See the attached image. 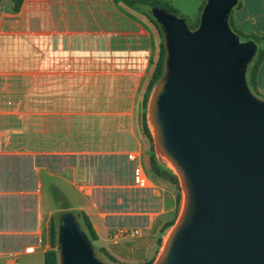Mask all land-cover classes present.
<instances>
[{
  "label": "crops",
  "instance_id": "crops-1",
  "mask_svg": "<svg viewBox=\"0 0 264 264\" xmlns=\"http://www.w3.org/2000/svg\"><path fill=\"white\" fill-rule=\"evenodd\" d=\"M95 1L24 0L15 13L12 0L5 5L0 0V264H20L23 256L45 264L60 209L85 213L98 236L90 244L103 238L106 245L99 248L108 253L107 244L119 241L111 238L119 230L116 222L152 219V211L126 209L133 208L131 202L112 211L114 200L102 204L100 193L135 195L140 189L150 193L156 209L163 206L162 214L177 211V190L153 174L147 156L146 90L143 94L135 82L137 75L141 82V73H131L130 83L128 73L117 71L118 61L89 60L97 50L89 36L99 34L90 33L86 23ZM208 1L201 3L196 21ZM123 7L127 16L128 6ZM161 8L175 14L173 8ZM91 14L99 20L94 8ZM235 18L238 29L264 36V0H242ZM92 160L98 164L91 168L86 163ZM94 174L104 181H89ZM58 198L65 204L59 209ZM178 218L162 229L174 223L171 231ZM133 228L141 237V228L120 229Z\"/></svg>",
  "mask_w": 264,
  "mask_h": 264
},
{
  "label": "water",
  "instance_id": "water-1",
  "mask_svg": "<svg viewBox=\"0 0 264 264\" xmlns=\"http://www.w3.org/2000/svg\"><path fill=\"white\" fill-rule=\"evenodd\" d=\"M237 3L210 0L195 33L162 8L154 13L170 59L153 115L191 191L164 264H264V102L241 80L253 48L237 46L226 26ZM63 229L61 264H104L71 220Z\"/></svg>",
  "mask_w": 264,
  "mask_h": 264
},
{
  "label": "rangeland",
  "instance_id": "rangeland-1",
  "mask_svg": "<svg viewBox=\"0 0 264 264\" xmlns=\"http://www.w3.org/2000/svg\"><path fill=\"white\" fill-rule=\"evenodd\" d=\"M146 1L150 2L152 0ZM203 1L204 0H162L159 5L164 6L166 9L173 8L175 13L174 15L185 20L190 31L195 33L202 27L201 19L199 21H196V18L197 14L200 13V5ZM6 3L7 0H4L3 5H5ZM12 3L14 4L12 12H19L22 4L18 9L16 7V0H12ZM241 5L242 0H238L237 5L228 14L225 22L228 30L235 37V44L237 46L246 47L248 45H251L253 48L252 55L243 63L241 70V80L243 83H245L249 95H251L256 100L264 102V71L260 79V83L258 82L257 75L256 86L253 87L251 85V73L261 53H263L264 61V36H261L262 34L260 36L252 35L248 30L247 32H244L243 30L238 29L235 17L236 12L238 9H240ZM89 6L90 13L88 12V21L86 22L88 23V28L90 30L89 32H99V34L97 35L91 34L89 36V43L95 47L97 46V50L93 49L96 50V52L89 55V60H102V62L118 61V64L121 65L120 69H118L117 71L128 73L129 77H126L125 79L130 83H132L133 81V79H130L131 73H141V82L140 80H138V75L137 79H135V82H139L141 92L144 91V94L145 90L147 91L150 81L154 76L156 66L162 56H164L166 62L164 76L167 74L169 67L170 43L165 28L154 14L155 11L158 10V7H152L149 5H147V7H139L138 9H131L127 7L128 15L126 16V11L122 9L124 8V4L120 0H96L95 4H91ZM93 8L94 11H98V13H100L98 21L92 20L91 13L93 11ZM204 9L205 6L203 7V10ZM120 13L122 14V16L118 17ZM102 17L103 21H101ZM97 29H99V31H96ZM160 84L161 82L154 87L153 95L155 94ZM126 85L128 87V82H126ZM153 95L150 99L147 111V120L153 141H150L146 138L149 147V153L147 154V156L149 157L150 155L151 157L154 153L159 163L162 166L168 168L178 177L184 203L181 175L177 171V169L174 168L170 164V162L161 154L157 146L153 129V122L151 118ZM95 161L96 163H94L93 160L90 162L87 161L86 165H89L91 168L93 166H97L98 160ZM100 163L102 164L103 162L100 161ZM108 176L110 175H107L106 177ZM92 179L93 180H88L92 181V183H95L97 181H104L101 180L102 178L98 174H94V178ZM173 187L177 190V187L175 185ZM115 194L116 195L112 194L108 196L104 193H100L99 196H97V200H99L102 204H104L105 202H109L110 200H114L115 204L113 205V207L111 206L112 211H117L116 208L124 209V207L121 205H125L127 204V202H131L133 208H129L128 206L126 209H129L131 211H152V219H150V217H130L121 222L117 220L118 222H116V225H120L117 229L138 227L142 229V236L134 239L119 240L118 242H109L107 244V247L109 248L110 253H108L107 251L102 252V250L99 248L102 247V245H106L104 244L103 238L102 241L94 246L91 245V247L93 246L92 248L96 250V253L104 264H149L152 261L153 264H156L157 259L162 252L164 242L166 241L169 233L173 231V229L171 231H164V229L162 228L168 222L167 220H170V218H178V216H180L182 210L181 206L183 207L182 200L179 210L171 213L170 215L169 213L166 214V212L163 214L162 212H160L162 211V209H164L163 206L161 207V210L156 209L157 207L154 206L155 203L151 201L152 199L150 198V193L147 191L139 189V192L135 195L132 192L124 196L119 193ZM124 200H126V202ZM25 201H27L28 204L30 202L31 206L33 205V200L31 198H25ZM122 201L124 203H122ZM58 202V209L59 207L62 208V206L65 205L62 203L64 201L61 198H58ZM107 207L109 206L107 205ZM68 208H70V205ZM67 219L72 221V223L76 226V228L79 229L80 233L88 243L93 244L94 242L90 238L83 217L79 211L61 209L58 210V212L54 215V222L57 233L56 250L58 252L59 264H61L62 243L64 239L63 224ZM160 241H162V247L159 245ZM34 259L35 258L30 256H23L20 260V264H38V262H40V260Z\"/></svg>",
  "mask_w": 264,
  "mask_h": 264
},
{
  "label": "trees",
  "instance_id": "trees-1",
  "mask_svg": "<svg viewBox=\"0 0 264 264\" xmlns=\"http://www.w3.org/2000/svg\"><path fill=\"white\" fill-rule=\"evenodd\" d=\"M23 1L24 0H16V7L18 9L20 8ZM120 1L126 6L130 7L131 9H138L139 7H147V5L152 6V7L161 8V5H159V3L152 2V1L150 2H147L145 0H120ZM263 62H264L263 53H261L251 73V85L253 87L256 86L257 75H258L259 69L262 66ZM165 68H166V62H165L164 56H162V58H160L156 66L154 76L152 80L150 81V84L147 88V91L144 97L145 113H144L143 125H144L145 134L150 141H153V138H152V134L149 128L148 120H147V111H148L150 99L152 98V95H153L154 87L157 86L161 82L165 74ZM151 167H152V171L154 175L173 183L177 187V190H178L177 210H179V207L181 205V200H182V194H181V186H180L178 177L174 173H172L168 168H166L165 166H162L157 160L154 153L151 156ZM81 215L83 217V220H84L86 229L90 235V238L93 241H97L98 236L96 234V231L89 217L85 213H81ZM173 225L174 223L168 224L167 226H165L164 231L172 227ZM50 241H51V250L45 254V257H44L45 264H59L58 252L56 250L57 249V233H56L55 222H52L51 232H50ZM159 245L162 247V241H160ZM149 264H153V261L150 262Z\"/></svg>",
  "mask_w": 264,
  "mask_h": 264
},
{
  "label": "bare ground",
  "instance_id": "bare-ground-1",
  "mask_svg": "<svg viewBox=\"0 0 264 264\" xmlns=\"http://www.w3.org/2000/svg\"><path fill=\"white\" fill-rule=\"evenodd\" d=\"M154 101H155V94L153 95V100H152V112H151V118H152V122H153V129H154V133H155V138H156V142H157V146L159 151L161 152V154L170 162V164L177 169V171L180 173L181 175V179H182V188H183V194H184V203H183V207L178 219V222L176 224V226L173 228V231H171L164 243V246L162 248V252L160 253L156 264H164L166 261V258L168 256L169 250L171 248L172 245V241L173 238L177 232V230L180 228V226L183 224V222L185 221L188 213H189V209H190V204H191V191L188 187L187 181L184 178L183 173L181 172V170L178 168V166L172 161V159L167 155L166 151H165V143H164V139H163V135L158 127V125L155 122L154 119V115H153V105H154ZM173 168V169H174Z\"/></svg>",
  "mask_w": 264,
  "mask_h": 264
},
{
  "label": "built area",
  "instance_id": "built-area-1",
  "mask_svg": "<svg viewBox=\"0 0 264 264\" xmlns=\"http://www.w3.org/2000/svg\"><path fill=\"white\" fill-rule=\"evenodd\" d=\"M141 235V231L137 228L133 229H119L113 231L111 234V238L115 241L125 240V239H134Z\"/></svg>",
  "mask_w": 264,
  "mask_h": 264
}]
</instances>
